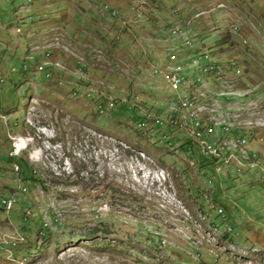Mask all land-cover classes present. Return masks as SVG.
Masks as SVG:
<instances>
[{
    "label": "rangeland",
    "instance_id": "rangeland-1",
    "mask_svg": "<svg viewBox=\"0 0 264 264\" xmlns=\"http://www.w3.org/2000/svg\"><path fill=\"white\" fill-rule=\"evenodd\" d=\"M115 1L107 3L123 12L124 27L115 28L119 20L101 15L77 28L85 32L66 25V33L58 22L72 11L75 18L85 14L87 6L80 0L69 7L64 0H0V200L13 193L16 197L10 210L0 204V236L12 234L0 240V264H264V168L255 164L240 173L235 162L237 155L252 160L251 151L236 147L229 158L222 151L225 165L215 173L212 160L201 158L196 147L178 148L189 140L184 133L153 126L173 145L154 142L159 137L131 119L132 107L142 115L165 116L169 102L181 95L148 70L161 68L168 46L180 40L176 65H183V58L190 65L184 67L180 87L188 90L193 81L201 85L197 97L204 103L203 118L216 124L211 142H225L228 132L208 109L231 114L238 130H246L247 123L249 134L244 133L250 138L254 134L251 139L257 140H251V147L264 157V0H216L197 5L196 15L190 16L183 13L188 1L149 0L142 19L130 0ZM107 6L102 10L116 16ZM203 10L210 12L200 18L197 12ZM179 11L183 16L175 21ZM195 17L205 20L204 28ZM183 19L195 29L189 34L194 43L188 35L192 46L169 32L175 22L185 24ZM43 21L52 26L41 40L35 27ZM57 39L82 57V71L73 56L58 48ZM59 62L64 75L44 77L43 68ZM213 63L221 73L226 67L231 75L236 69L242 72L240 84L238 76L229 75L227 86L235 79L233 88L239 84L252 93H216L212 100L209 73L202 72ZM77 73L83 78L77 79ZM233 95V102L248 105L238 114L227 107ZM109 96L117 99L121 111L107 109ZM124 100L130 109H122ZM220 149L227 151L225 146ZM17 154L50 185L47 193L39 183L16 177L19 165L7 156ZM209 177L212 186L219 188L220 183L223 189L212 193L223 209V216L217 215V205L211 212L220 226L209 224L195 200L196 189L209 195ZM212 202L211 195L204 198V205ZM100 221L114 225V232L90 235L93 226L101 227ZM228 227L232 240L221 235Z\"/></svg>",
    "mask_w": 264,
    "mask_h": 264
},
{
    "label": "built area",
    "instance_id": "built-area-1",
    "mask_svg": "<svg viewBox=\"0 0 264 264\" xmlns=\"http://www.w3.org/2000/svg\"><path fill=\"white\" fill-rule=\"evenodd\" d=\"M147 1L149 0H135L134 5L139 7L140 15L142 13L141 9L145 7ZM111 13L113 15H117L116 12H111ZM172 25H175V28H182L184 30H187V25L185 24H183V27H176V22ZM233 25H238V24L236 23ZM233 25L231 28H229L231 32ZM192 43H194L193 38H192ZM67 51L68 49L62 50V52L65 54H67ZM167 51H168L167 61L161 64V68L148 69L150 71L149 74L154 76H160L163 79V81L165 80L168 83V86L166 87L168 90L178 92L181 95L178 97V99H176V101L169 102V106L167 110L168 113L165 116L159 115L160 114L159 112L156 113L147 112L146 117L148 119H153V122L156 126L166 125L167 127L171 128L173 132L176 134L184 133L186 137L189 138L190 143L197 147L199 153L204 158H207V153H215V150H218V146H225L227 148L228 153H236L235 144H242V146L246 147V151L252 152V160H244L243 155H237V162L239 163L240 173L243 172L244 167L253 166L255 164L259 165L263 169L264 157L259 152L253 151L251 147V140L256 141L257 139H249L248 137L249 135L244 133L246 131L249 134V130H247V123H246V130H238L237 128H235V126L231 124V114H219V112L216 110L208 109V114H213L215 116H218L219 120H225L224 128L228 132V140H226L224 143L211 142V135H216V124H208L206 118H199L194 114V107L192 106V103H190L189 100H187L186 87H180V80L184 76V67H190V65H185V58H183V65H176V57H180V51H181L180 40L174 39V44H170L167 48ZM75 62L77 66L76 68L79 69V71H82L79 65L83 64L85 66L84 62L78 61V59H76ZM24 66H26V64H23V69ZM46 66L48 69L44 68L42 72H45V77L47 78H51V76L54 73V70H61L60 62L59 64H49ZM55 67L56 69L54 70L49 69ZM218 69L219 67L215 63H213V66H207V73H209V81L207 87L209 88L210 98L212 100H215L216 93L231 95V93H235V91H238V89L236 88H229L227 86V79L229 77L228 69H223L224 73H221L220 70ZM211 73H215V76L213 77ZM136 75L139 76L138 74ZM237 75L241 77V72L240 74ZM76 78H83V76L80 77V75L78 76L77 73ZM2 80H3L2 74L0 73V81ZM116 104H117V100L115 98L109 96L106 99L107 109L110 110L115 108ZM238 110H239V102H237V114H238ZM170 117H187L189 118V126H181V124H170ZM261 121L264 124V116H261ZM137 123L143 127L149 128L147 126L146 120H139L137 121ZM150 131L151 134H153V137H159L160 139H164L168 141L170 140L168 136L161 130L156 132V130L153 128V132L151 129ZM169 142L172 143L171 141ZM15 170H17V167L15 168ZM216 170L217 167H214L215 173ZM209 180H210V186H212L213 181L211 179ZM15 201H16V197L14 196L13 193V196L9 200H0V204L5 210H10L13 207ZM218 212L223 216L222 209L219 208ZM228 230H230V227H228ZM9 235L12 234H10L9 232L3 233L0 236V240H9ZM10 254L11 253H8V255Z\"/></svg>",
    "mask_w": 264,
    "mask_h": 264
},
{
    "label": "trees",
    "instance_id": "trees-1",
    "mask_svg": "<svg viewBox=\"0 0 264 264\" xmlns=\"http://www.w3.org/2000/svg\"><path fill=\"white\" fill-rule=\"evenodd\" d=\"M26 95H27V92H26ZM117 104H118V101H117ZM117 104H116V107L115 108L111 109L112 111H116L118 109H119V111H121V108H118L117 109ZM120 105L122 106V109H130V107H131V106H129V104H126L125 101L121 102ZM123 106H125V108H123ZM132 109H133V113L131 115L132 122H134V123L136 122V125H137V121H139V120H146L147 121V126L149 127V129H151L153 131V128H154L153 126H156L154 124V122H153V119H148L146 117V115H142L140 113V109H138L137 107L136 108L132 107ZM15 124H17L16 121H14L12 125L14 126ZM169 129H170V132L171 131L173 132V130L171 128H169ZM149 137L150 136H148V138ZM153 139H154L153 140L154 142L161 141V142H164L167 145H173V143H170L169 142L171 140L168 141V140H164V139H160V138H153ZM194 147H196V146L193 145V144H191L189 140H185V139L178 146V148H180V149H182L184 151H186L187 149H191V148H192V150H194ZM222 151L223 150L221 149V152ZM226 152H228V151H226ZM7 157H8L7 158V161L8 162H10V161L11 162H16L19 165L18 166V169H17L16 177L19 178L20 181L23 180V182L39 183L40 184V187L43 189V191L45 193H47L50 190V188H51L50 185L46 182V180L44 178L41 177V175L39 173H37L34 170V168L32 167V165H30L29 161L26 159V157L24 155H19V154H17V155H8ZM200 157L203 158L204 160L207 159V158H210L212 160L214 166H216V164L220 161L219 158H216L218 156H207V158H204L200 154ZM218 177L220 178L221 176H218ZM209 179H211V178L209 177ZM219 185H220L219 188H216L215 186H212V189H210L209 195H211V198H212V201H213L211 206L204 205V198H207L209 195L207 196V195H204V194H200L199 190L196 189V192H197L196 194L197 195L195 197V200L197 201V203L199 205L200 211L203 212L204 214H206L209 224L210 225H215V226H220V225L218 224V222L216 221V219L211 216V212H212L213 207H215L217 205L216 206L217 207L216 209L218 210L220 208V205L218 204L217 200L215 199V196L212 195V193L214 194L215 192L223 191V189L221 188V184L220 183H219ZM104 196L105 195L102 194V197H104ZM220 209H222V208H220ZM222 211H223V209H222ZM52 215H53V219H54L55 215L54 214H52ZM217 215H221V214L220 213H217ZM224 217H225V215H224ZM40 218H43V217L40 216ZM135 224H137L139 226L140 225V220L137 219L135 221ZM98 225H101V227L95 225V226H93L89 230V234L90 235H95V234L109 235V233L114 232L115 226L112 225V224H108V223H104V222H101L100 221ZM45 228H47V227H44V226L42 227V229H45ZM229 232L230 231L224 229L223 232H222V234H221L222 237L231 239Z\"/></svg>",
    "mask_w": 264,
    "mask_h": 264
},
{
    "label": "bare ground",
    "instance_id": "bare-ground-1",
    "mask_svg": "<svg viewBox=\"0 0 264 264\" xmlns=\"http://www.w3.org/2000/svg\"><path fill=\"white\" fill-rule=\"evenodd\" d=\"M134 2H135V0H134ZM135 4V3H134ZM108 7V6H107ZM106 7V8H107ZM136 8H137V10H138V12H139V7L138 6H135ZM111 12H116V10H112ZM199 12H203V14H204V12H210V11H207V10H203V11H199ZM117 13V12H116ZM112 14V13H111ZM195 15H196V13H194ZM202 14V15H203ZM139 15H140V12H139ZM199 17H200V14H197ZM195 19H196V17H195ZM200 19V18H199ZM184 20V23H185V25H187V30H184V29H182V28H175V25H174V27H173V25L171 26V28H172V31H171V28H170V30H169V32L171 33L172 32V34H174V35H177V38L178 37H181V38H184L185 40H186V44H187V42H191V41H189V39H188V34H193L194 33V29L191 27L190 28V22L188 23L187 22V20L186 19H183ZM196 20H198V19H196ZM179 21V20H178ZM182 20L180 21V22H178V24L177 25H182ZM183 26V25H182ZM182 26H176V27H182ZM237 25H233V27H236ZM174 32V33H173ZM173 41H174V39H173ZM56 45H58V48H60L61 50H64V49H68V42L66 41L65 43H62L59 39H57V41H56V43H55ZM52 45H54V43H52ZM188 45V44H187ZM188 46H192V43H191V45H188ZM72 52V53H71ZM102 52V51H101ZM74 51H72L70 48H69V51H67V54H69V55H71V56H73L74 57V59L76 60V59H78V61H83V59H82V57H80V55H78L77 53H75ZM73 54V55H72ZM77 54V57L75 56ZM46 56L47 57H49L50 56V54L49 53H47L46 54ZM211 60V59H210ZM189 63V62H188ZM149 64V63H148ZM152 64V63H151ZM195 66H196V71H199L200 69L198 68V65H197V63H196V61H194V63H193ZM219 67V66H218ZM224 69H228V72H230V69L229 68H224ZM207 72V68H204L203 69V72L202 73H206ZM237 74H240V72H239V70L238 69H236V71L234 72V74H230L229 73V75L230 76H238ZM202 76V75H201ZM192 77V76H191ZM241 78H242V72H241V77L240 76H238V79H239V84L241 83ZM77 79H81V78H77ZM234 80L235 79H233V80H230L231 82H232V84H231V87L230 88H233V82H234ZM182 82V79L180 80V83ZM185 84H187V83H185ZM229 84V82H227V85ZM239 84H238V86H237V88L241 91H235V93H239L240 95H249V94H251L252 93V91H244L243 89H241V88H243V87H240L239 86ZM184 85V84H183ZM246 86V85H245ZM189 87V89L187 90L186 89V92L188 93L187 94V100H189V102L190 103H192V106L194 107V114L196 115V116H198L199 118H203V116H204V113H205V109H204V104L202 103V101H200V98H198L197 96L198 95H200L201 93H202V89H201V91H200V88H201V85L199 86V83H197L196 81H193L192 82V84L191 85H189L188 86ZM229 87V86H228ZM193 89H194V91H196V93L195 92H193ZM93 91V90H92ZM93 92H95V91H93ZM92 92V93H93ZM75 94V93H74ZM196 95V96H195ZM236 95V94H235ZM235 95H233V96H231L227 101H230V102H228L229 104L227 105V107L228 108H230V110H231V112H237V106H235V107H231V105L232 104H236L237 105V103L236 102H233L232 101V98L235 96ZM235 97H237V96H235ZM252 98H256L257 100H258V98L256 97V96H253ZM252 98H251V102H252ZM223 100H225L226 101V99H223ZM221 101V102H225V101ZM250 102V103H251ZM253 105V104H252ZM239 110L238 111H242L243 110V108H246V107H248V105H240L239 104ZM243 106H245V107H243ZM254 106L256 107V104H254ZM253 106V107H254ZM234 109V110H233ZM222 112H223V109L221 110ZM150 113V112H149ZM152 113V112H151ZM170 124H181V126H189V118H187V117H170ZM219 124L221 125V124H223L224 125V127H225V120H222V121H220L219 122ZM140 126V125H139ZM145 128V127H144ZM147 129H149V128H147ZM224 130H225V132H227V130L224 128ZM253 136H254V134H253ZM253 136H251V138H253ZM226 137V136H225ZM250 137H249V139H251ZM219 143H222V142H219ZM224 143V142H223ZM222 146H218V150H215V153H207V156H218V157H216V158H219V160L221 159V158H223V155H222V152H220L221 151V148ZM224 147V146H223ZM236 147H243L242 146V144H235V148ZM245 148V147H244ZM223 150V149H222ZM238 150V149H237ZM223 151H225L226 152V150H223ZM244 151V150H243ZM246 152V151H245ZM220 153V154H219ZM252 153V152H251ZM220 155V156H219ZM230 155H231V153H228V152H226V156L229 158L230 157ZM245 157V156H244ZM248 158V155L245 157V159H247ZM224 159V158H223ZM234 160H232V161H229V162H233ZM236 162V164L238 163L237 161H235ZM234 163V162H233ZM220 164V165H219ZM224 161L223 160H220L217 164H216V166L215 167H217L218 168V166H221V167H219L220 168V171H221V168H224ZM238 165V164H237ZM219 170H216V172L218 173V172H220ZM239 173V172H238ZM8 198H11V197H2L1 199L2 200H9ZM18 232V231H17ZM19 233V232H18ZM20 234V233H19ZM21 235V234H20ZM19 238H20V236H19ZM12 241V240H11ZM11 241H8V242H11ZM14 246H15V244H13ZM8 246H10L9 244H8ZM26 261V260H25Z\"/></svg>",
    "mask_w": 264,
    "mask_h": 264
},
{
    "label": "crops",
    "instance_id": "crops-1",
    "mask_svg": "<svg viewBox=\"0 0 264 264\" xmlns=\"http://www.w3.org/2000/svg\"><path fill=\"white\" fill-rule=\"evenodd\" d=\"M66 3H67V7H69V4H73V2H74V0H64ZM81 2H83L84 4H86V9H84L85 11H86V13L88 14H84V13H81L80 12V17L81 16H86V18L90 15L91 17L90 18H88V20L87 21H85V20H83V19H81L79 16L77 17V18H75L77 15H74L73 14V11H72V13L70 12V14H67V15H65V14H63V16H64V21H59L58 22V25H59V27H61V28H63L64 26H66V25H68L70 28H72V29H76L77 30V32H85L84 31V29L82 30V31H78V29L77 28H80V27H83L84 25H86L84 22H88L89 20H91V19H97V18H99V19H101V15H102V12L100 11V3L101 2H116L117 3V1H115V0H90V1H93L92 3L91 2H88V0H80ZM98 2V5L96 4V2ZM120 0H118V2H119ZM183 1H188L189 3L188 4H184L183 5V7H185L186 8V13L183 11V13H184V15H190L192 12H194V11H196L195 9L198 7L197 5H199V4H205V6H209L208 5V2H215L216 3V0H182V2ZM93 4V5H92ZM94 4H95V7L97 8V9H99V11L97 12L95 9L96 8H94L93 9V7H94ZM183 4V3H182ZM79 7L80 8H82L80 5H79ZM131 8H132V6H131ZM76 9V11H74V12H79L78 11V8H75ZM67 10V9H66ZM66 10H62V12L63 13H65V11ZM83 10V11H84ZM119 10V9H118ZM120 11V13L121 14H123V12H121V10H119ZM67 12V11H66ZM197 13H199L200 14V16H202V14H203V12H197ZM61 16H62V14H61ZM49 19H55L54 21H56L58 18H54V17H48L47 18V20H49ZM46 20V21H47ZM82 20V21H81ZM46 21H43V22H41L40 23V25H38V26H36L35 28L37 29V31L35 32V34H37L38 36H41V37H43L44 36V34L43 33H46V32H49L50 31V25L52 24V22L51 23H49V22H46ZM101 22H103L102 20H101ZM105 23V22H104ZM55 24V23H54ZM206 24V22H205V20H199V23H198V27H201V25H203V28H204V25ZM52 26V25H51ZM88 26V25H87ZM91 26V25H90ZM113 26L115 27V28H122V27H124L125 26V24H121V23H118V22H116V24H114L113 23ZM91 30H93V28L92 27H89ZM64 29V28H63ZM75 30V31H76ZM105 32H107V30L106 29H103ZM113 56H115V54L114 53H111ZM64 75V72H61L60 73V75L59 76H63Z\"/></svg>",
    "mask_w": 264,
    "mask_h": 264
},
{
    "label": "clouds",
    "instance_id": "clouds-1",
    "mask_svg": "<svg viewBox=\"0 0 264 264\" xmlns=\"http://www.w3.org/2000/svg\"><path fill=\"white\" fill-rule=\"evenodd\" d=\"M131 1V6H132V8L131 9H135L136 7H135V5L132 3V2H134V0H130ZM135 3V2H134ZM104 4H107L109 7H111V8H113V9H115L116 11H117V15L116 16H111L110 14H107L106 12H104L103 10H102V6L104 5ZM146 6V5H145ZM145 8V7H144ZM144 8L143 9H141V11H144ZM100 11L102 12V15H104V16H107L109 19H115V20H119V23H121V24H125L126 25V20H124V19H122L121 17V13H120V11L118 10V9H116L115 7H113V6H111L110 4H108L107 2H101L100 3ZM195 12V11H194ZM194 12H192L190 15H192ZM220 12V11H219ZM174 14V13H173ZM223 13L221 12V15H222ZM141 15H143V14H141ZM139 16V19H142L143 17L142 16ZM175 15V14H174ZM190 15H185V16H190ZM121 16V17H120ZM176 16V15H175ZM181 16H183V14L179 11V15H177L176 17H175V21H178L179 20V18L181 17ZM202 16H204V15H202ZM201 16V17H202ZM200 17V18H201ZM198 20H200V19H198ZM237 21V20H236ZM238 23H239V21H238ZM239 26V25H238ZM60 31V30H59ZM58 31V32H59ZM65 30L63 29V31H61V32H64ZM194 31H195V29H194ZM66 32V31H65ZM67 33V32H66ZM43 39H46V37H41V40H43ZM40 40V41H41ZM38 43H39V41H38ZM43 62V61H42ZM23 64H26V63H23ZM44 68H47V66H45ZM43 68V69H44ZM48 69V68H47ZM50 70L51 69H53V68H49ZM55 69V68H54ZM53 69V70H54ZM12 70H14V68H12ZM24 69H23V65H22V70H21V72L23 71ZM61 72H63L62 70H56V71H54V73H56L58 76L60 75V73ZM41 73V72H40ZM42 74H44V73H42ZM2 78H3V74H2ZM49 79V78H48ZM2 81H4V78H3V80ZM2 81H0V82H2ZM17 171V170H16ZM24 190V189H23ZM5 197V196H4ZM16 202V201H15ZM4 209V208H3ZM212 226H215V225H212ZM226 230H228V229H226ZM230 230H231V228H230ZM230 230H228V231H230Z\"/></svg>",
    "mask_w": 264,
    "mask_h": 264
}]
</instances>
